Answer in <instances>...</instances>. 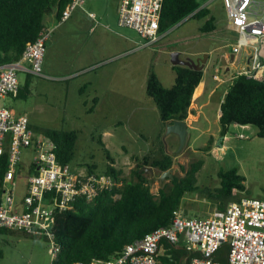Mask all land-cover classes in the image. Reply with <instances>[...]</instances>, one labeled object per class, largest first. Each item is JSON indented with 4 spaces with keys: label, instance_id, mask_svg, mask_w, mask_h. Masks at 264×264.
Wrapping results in <instances>:
<instances>
[{
    "label": "trees",
    "instance_id": "trees-1",
    "mask_svg": "<svg viewBox=\"0 0 264 264\" xmlns=\"http://www.w3.org/2000/svg\"><path fill=\"white\" fill-rule=\"evenodd\" d=\"M70 2L71 0H0V64L19 60L27 46L35 42L41 32L61 20L63 10ZM186 18H208L200 29L203 33H212L217 29L211 10L203 7L200 0H164L160 33L165 34ZM173 71L175 82L172 87H165L155 73L150 75L146 86V94L158 107L161 121L165 125L188 118L195 90L204 76L201 66H174ZM32 77L27 75L16 98H28L31 94ZM219 124L222 139L229 134L234 124L255 127L258 136L264 139V80L244 74L235 75L221 104ZM32 128L36 133L51 138L58 146V161L62 165L71 166L79 139L77 131ZM214 141V137H211L201 152L210 154ZM99 143L110 162L102 173L113 177L119 186L111 191L101 192L91 201L77 198L72 210L56 212L51 227L53 241L46 237L31 236L49 244L53 242L58 247L52 264H91L96 260L117 257L135 240L142 239L155 230L169 227L180 210L185 194L198 191V174L204 165L203 160L191 163L187 170L182 167L184 177L174 176L168 189L161 188L158 194H154L151 191L150 173L144 168L167 172L174 165L170 155L155 159L149 156L142 159L134 157L135 167L129 177H124L123 170L115 167L116 162L111 158L102 138ZM8 167V154L5 153L0 159V198ZM87 170L91 174L96 173L97 165H88ZM218 176L220 186L203 191L217 209L224 210L230 203L240 201L242 194L251 197L245 185L246 179L238 169L220 170ZM9 233L0 229V234ZM161 245L159 260L165 264H191L194 258L202 256L182 245L175 246L167 241H163ZM228 254L229 247L224 244L214 258L221 264H228Z\"/></svg>",
    "mask_w": 264,
    "mask_h": 264
},
{
    "label": "rangeland",
    "instance_id": "rangeland-1",
    "mask_svg": "<svg viewBox=\"0 0 264 264\" xmlns=\"http://www.w3.org/2000/svg\"><path fill=\"white\" fill-rule=\"evenodd\" d=\"M101 1L105 5L108 2L107 0ZM200 1L203 7L211 10V15L216 19L217 29L212 33L204 34L200 31L208 18H189L182 21L167 31L159 41L160 43L152 48L156 54V59L153 62L144 58L140 66L141 59L138 57L129 60L128 68H131L133 72L132 79L135 80V83L128 84L127 80L118 78L117 84H121L122 89L132 92L134 95L144 94V86H137V84L140 74L145 75L149 72L158 73L164 86L172 87L173 84H169L167 79L169 75L171 76L173 54L175 53L180 54L179 60L183 62L193 55L192 59L195 63L205 69V80H208L212 86L217 85L214 80V66L217 65L218 57L214 52L220 46L223 47L222 42L230 41L228 37L238 22L231 17L228 0ZM102 3L96 0V3L93 2L90 6L98 11L102 8ZM81 11L85 13L90 11L86 2L76 12L82 16ZM82 21L86 20L82 17L77 19L76 23L72 20L71 26L80 25ZM66 28L67 25H64L58 32H66L68 30ZM220 34L225 37H220ZM72 42L71 45L65 43L67 45L64 46L60 43L54 46L50 45L49 50L55 52L59 56L58 59L64 63L75 54L74 43L71 47ZM232 43L236 45V42ZM250 50L248 46H244L242 54L245 55ZM206 53L211 55V60L207 64H205ZM115 66L119 69L118 65ZM139 66H144L146 71L144 74L138 72ZM230 69L231 73H228L223 68L222 76L233 77L241 71H247L248 68L247 63L242 61L235 66H230ZM125 75L126 77L129 75L128 69ZM32 78L31 94L28 98H9L7 106L12 108L15 113L27 116L32 127L35 125L34 127L40 128L77 131L79 139L75 158L71 163V168L75 172H85L88 165L94 164L97 165L98 173L106 170L110 162L99 143L102 138L111 158L116 162L115 167L123 170L124 177H129L131 167H135L134 157L142 159L149 156L151 159H155L163 155H170L174 160L171 174L178 177L185 176L182 167L187 170L191 163L203 160L204 165L198 174V191L186 193L180 205L179 212L186 216L206 218L217 209V206L209 200L203 191L213 190L220 186L218 176L220 170L238 169L246 179L245 185L251 197L264 199V139L258 136V130L252 126L242 129L232 125L226 139L220 137L221 128L217 121L218 105L223 100L224 92L231 82L223 86L219 85L217 93L209 99V106L204 110V118L188 129L186 142L184 146H181L180 138L176 134L167 133V127L160 119V111L149 97H146L149 103L135 111H132L133 107H124L118 109L129 110L90 112L91 108L85 110L79 106L81 100L78 97V86L84 77H78L67 83L50 82L48 78L34 76ZM51 91L54 94L53 97L50 94ZM207 95H204L203 99H207ZM66 100L68 101L65 102ZM105 132L107 134L104 136ZM37 134L41 135L42 133ZM211 136H214L215 141L210 154L201 152V149L207 146ZM241 136L248 138H241ZM29 158L30 153H26L24 155V172L16 182L18 197L23 194V188L27 181L26 164H28ZM147 173H150L151 191L154 194H158L161 188L168 189L170 187V179L162 178L161 171L154 169V173H151L147 169ZM240 196L247 197L246 194ZM0 252L2 254L0 264H52L53 260L51 244L20 232L0 234Z\"/></svg>",
    "mask_w": 264,
    "mask_h": 264
},
{
    "label": "built area",
    "instance_id": "built-area-1",
    "mask_svg": "<svg viewBox=\"0 0 264 264\" xmlns=\"http://www.w3.org/2000/svg\"><path fill=\"white\" fill-rule=\"evenodd\" d=\"M84 3L85 0H71L61 20L41 32L19 60L0 64V159L7 153L9 166L0 198V229L53 241L51 227L56 212L72 210L77 198L91 201L101 192L119 186L109 175L91 174L88 170L78 173L70 165H62L57 144L45 134H37L27 116L16 114L3 103L19 92L21 74L48 78L43 72L46 43L55 29L70 20ZM163 3L164 0H121L119 26L137 32L149 45L158 43L163 38ZM228 5L231 17L238 22L239 39L233 51L238 53L244 46L254 51L252 68L240 74L264 80V58L258 61L264 40V0H228ZM26 153H30L27 188L18 203L15 179L25 165ZM163 241L199 252L202 256L191 264H221L214 256L224 244L229 247L228 264H264V199L242 197L206 218L177 212L169 227L135 240L117 257L91 264H165L159 260ZM51 252L54 260L58 247L53 242Z\"/></svg>",
    "mask_w": 264,
    "mask_h": 264
},
{
    "label": "crops",
    "instance_id": "crops-1",
    "mask_svg": "<svg viewBox=\"0 0 264 264\" xmlns=\"http://www.w3.org/2000/svg\"><path fill=\"white\" fill-rule=\"evenodd\" d=\"M89 1V2H88ZM107 4L102 3V8L100 10H94L90 4L96 0H86V4L90 8V11L85 13L82 12V16L76 12L73 17L65 22L64 24L57 27L51 36V38L46 43V52L44 55L43 61V72L44 75L49 76L50 82L56 81V83H67L76 78H83V81L78 86V97L81 100L79 106L85 110L91 108L90 112H102L110 110H129V109H118V108H130L133 107L132 111L142 109L145 104H148V96L146 94V86L149 80L151 72L146 73L145 75L140 74L139 82L137 86H144V94L134 95L132 92H128L122 89L121 84H117V79L127 80L128 84L135 83L133 78V72L130 66L129 60L134 57L141 59L140 66L142 65V60L148 58L150 62H153L156 58L154 54V48L156 44L149 45L146 40H144L137 32L122 28L119 26V7L121 0H107ZM106 8V9H105ZM91 14L94 16L92 17ZM83 18L86 20L82 21L80 25L74 24L71 26L72 20L76 23L77 19ZM67 25L68 30L66 32H58L61 30V27ZM53 26V25H52ZM66 28V29H67ZM232 34L229 35V42H222L223 47L215 49L214 53L217 54V65L214 66V80L217 82V85L212 86L208 80H205V69L202 82L199 84L195 90L192 104L190 107L191 113L188 118L185 120L188 129L192 128L194 124L199 123L202 118H204V110L209 106V99H211L219 89V85L223 86L229 82L232 83L233 77H223V68L227 70L228 73H231L230 66H235L242 61L247 63V68L251 69L254 63L253 59V48L249 47L251 50L245 55L242 54L243 49L240 52L235 53L233 47L237 44L239 36L236 31V27L233 28ZM204 34V33H203ZM224 34V33H223ZM220 34V37H225V35ZM233 35V36H232ZM164 37V34H163ZM234 37V38H233ZM233 38V40H232ZM73 47L75 54L72 55L71 59H68L62 63V60H59V56L49 50V46H54L60 43L62 46L71 45ZM228 41V40H226ZM67 43V44H65ZM160 42H158L159 44ZM230 48V49H229ZM260 53H264V43L260 45ZM229 49V51H227ZM226 50V51H225ZM213 52V51H212ZM205 64L211 60V55L209 53L205 54ZM180 57V54H179ZM178 57V58H179ZM193 57V55H192ZM192 57L188 58L185 62L180 61L182 65L180 66H198ZM59 60V61H58ZM69 63V64H66ZM117 63V64H116ZM72 64V65H70ZM115 65H118L119 69ZM139 66V67H140ZM174 65H172L171 76L167 79L168 83L174 84L175 74L173 71ZM128 69L129 75L126 77L125 72ZM247 69V70H248ZM138 72L144 74V66L138 69ZM244 72V71H241ZM155 73V72H153ZM122 74V75H116ZM159 79L162 81V78L158 73H155ZM240 74V73H239ZM237 75V74H236ZM27 75H20V86L25 84ZM33 78H31L32 81ZM39 79V78H38ZM32 83V82H31ZM230 83V84H231ZM164 85V84H163ZM32 88V87H31ZM228 90V89H227ZM227 90L224 92V96L227 93ZM52 97V91L50 92ZM207 95V99H203L204 95ZM147 97V98H146ZM9 98L16 99L15 96L7 97L3 103L6 107L7 100ZM224 99V97H223ZM66 100L65 102H67ZM223 101V100H222ZM221 103L218 105L219 110L217 113V121H220L221 116ZM10 108V107H8ZM12 109V108H10ZM13 110V109H12ZM18 115H24L22 113L16 112ZM161 119V117H160ZM35 126V125H34ZM166 127V125H165ZM233 127L247 129L248 126H241L234 124ZM107 133H104V136ZM214 137V136H211ZM224 146V144H223ZM222 146V147H223ZM25 165L19 170V175L15 179V183L22 176L24 172ZM133 169V166L130 170ZM17 185V184H16ZM27 182L23 188V194L18 197V188H17V197L16 201L21 203L25 194H26ZM11 234L15 233L9 231Z\"/></svg>",
    "mask_w": 264,
    "mask_h": 264
},
{
    "label": "water",
    "instance_id": "water-1",
    "mask_svg": "<svg viewBox=\"0 0 264 264\" xmlns=\"http://www.w3.org/2000/svg\"><path fill=\"white\" fill-rule=\"evenodd\" d=\"M264 43V40H262V44ZM179 55L177 53L173 54V60L172 63L174 66H180L182 63L179 61ZM264 58V53H260L258 57V61ZM167 127V133L168 134H176L180 138L181 146H184L187 134H188V127L185 121L175 120L173 122H170L166 125ZM145 171L149 169L151 173H154V169L150 167H145ZM173 170L170 169L167 172H164L162 175V178L168 177L170 180H174V176L171 174Z\"/></svg>",
    "mask_w": 264,
    "mask_h": 264
}]
</instances>
